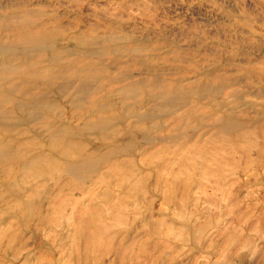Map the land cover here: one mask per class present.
Masks as SVG:
<instances>
[{"label": "rangeland", "instance_id": "rangeland-1", "mask_svg": "<svg viewBox=\"0 0 264 264\" xmlns=\"http://www.w3.org/2000/svg\"><path fill=\"white\" fill-rule=\"evenodd\" d=\"M263 247L264 0H0V264Z\"/></svg>", "mask_w": 264, "mask_h": 264}, {"label": "bare ground", "instance_id": "bare-ground-1", "mask_svg": "<svg viewBox=\"0 0 264 264\" xmlns=\"http://www.w3.org/2000/svg\"><path fill=\"white\" fill-rule=\"evenodd\" d=\"M140 12V11H139ZM239 29V28H238ZM264 248V247H263Z\"/></svg>", "mask_w": 264, "mask_h": 264}]
</instances>
